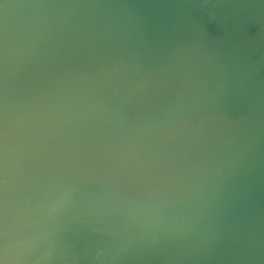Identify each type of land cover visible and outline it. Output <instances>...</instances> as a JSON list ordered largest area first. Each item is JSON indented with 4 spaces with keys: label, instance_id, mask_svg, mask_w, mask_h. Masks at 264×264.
Instances as JSON below:
<instances>
[{
    "label": "water",
    "instance_id": "obj_1",
    "mask_svg": "<svg viewBox=\"0 0 264 264\" xmlns=\"http://www.w3.org/2000/svg\"><path fill=\"white\" fill-rule=\"evenodd\" d=\"M0 264H264V0H0Z\"/></svg>",
    "mask_w": 264,
    "mask_h": 264
}]
</instances>
